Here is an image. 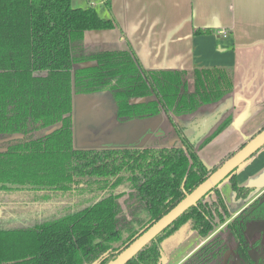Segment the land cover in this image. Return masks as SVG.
Returning a JSON list of instances; mask_svg holds the SVG:
<instances>
[{
  "label": "trees",
  "instance_id": "trees-1",
  "mask_svg": "<svg viewBox=\"0 0 264 264\" xmlns=\"http://www.w3.org/2000/svg\"><path fill=\"white\" fill-rule=\"evenodd\" d=\"M114 27L71 0H0V264H109L264 128L211 168L198 152L231 115L197 146L182 132L167 146L77 148L76 96L107 93L122 123L173 121L233 89L223 68L194 69L190 89L185 71L146 70L131 47L87 50L85 32ZM235 171L227 178L245 205L256 190ZM218 187L126 264H158L184 227L204 243L180 264H264V192L231 218ZM252 223L263 225L248 235Z\"/></svg>",
  "mask_w": 264,
  "mask_h": 264
},
{
  "label": "crops",
  "instance_id": "crops-1",
  "mask_svg": "<svg viewBox=\"0 0 264 264\" xmlns=\"http://www.w3.org/2000/svg\"><path fill=\"white\" fill-rule=\"evenodd\" d=\"M71 5L92 6L101 18L115 22L114 29L85 32L87 50L131 47L146 70H179L191 76L194 69L223 68L231 73V122L198 152L207 168L264 126V0H71ZM194 29L214 32L195 35ZM133 125L125 124L123 138L129 139ZM246 130H251L249 138L243 135ZM243 165L235 171L236 180L256 190L254 200L264 192V147ZM245 206L239 205L231 218ZM255 224L247 229L248 235L263 225L254 228ZM179 232L166 242L182 244L187 228ZM203 242L199 238L188 254Z\"/></svg>",
  "mask_w": 264,
  "mask_h": 264
},
{
  "label": "rangeland",
  "instance_id": "rangeland-1",
  "mask_svg": "<svg viewBox=\"0 0 264 264\" xmlns=\"http://www.w3.org/2000/svg\"><path fill=\"white\" fill-rule=\"evenodd\" d=\"M99 48L88 46L90 50ZM187 81L191 89V76L187 75ZM74 103V131L77 148L125 147L129 145L137 147L167 146L175 141L179 144L182 132L197 146L214 132L231 113V98L228 95L219 104L204 105L196 112L177 117L173 121L166 115H160L156 117L157 119L129 122V124L134 123L135 125L130 128V137L127 139L123 138V135L126 133L124 126L128 122L118 121L115 103L110 95L103 93L76 96ZM155 120H159L158 125L152 128ZM262 122L264 123V121ZM144 130H146L145 133ZM78 132L80 136L77 134ZM250 132L251 130H246L243 135L249 138ZM218 188L230 214L243 204L236 198L228 178L224 179ZM260 226V223H256L254 228ZM187 234L188 236L182 244L179 241L167 243L166 241L170 238L163 242L162 257L158 264H180L193 253L188 254L197 244L199 236L189 229H187Z\"/></svg>",
  "mask_w": 264,
  "mask_h": 264
},
{
  "label": "water",
  "instance_id": "water-1",
  "mask_svg": "<svg viewBox=\"0 0 264 264\" xmlns=\"http://www.w3.org/2000/svg\"><path fill=\"white\" fill-rule=\"evenodd\" d=\"M55 128L46 132L51 133ZM80 136V133H77ZM264 147V128L251 138L240 150H238L232 157H230L222 166L214 171L204 182H202L194 191L188 194L181 202H179L172 210L165 216L153 224L147 231L138 237L131 245L122 251L109 264H126L133 258L142 248H144L150 241H152L159 233L173 223L181 214L187 209L195 205L202 197L209 191L218 186L224 179H226L235 169L241 166L255 153ZM180 232H178L179 234ZM250 258L257 263L258 255L254 251L249 252Z\"/></svg>",
  "mask_w": 264,
  "mask_h": 264
},
{
  "label": "flooded vegetation",
  "instance_id": "flooded-vegetation-1",
  "mask_svg": "<svg viewBox=\"0 0 264 264\" xmlns=\"http://www.w3.org/2000/svg\"><path fill=\"white\" fill-rule=\"evenodd\" d=\"M132 146H134V145H132ZM252 201H253V200H252ZM252 201H251V202H252ZM251 202L247 203L246 206H247L248 204H250ZM246 206H245V207H246ZM245 207H244V208H245ZM244 208H243V209H244ZM243 209H241L240 211H242ZM238 213H239V212H238ZM238 213H237V214H238ZM237 214H236V215H237ZM255 231H256V230H255ZM255 231H254V232H255ZM178 232H179V231H178ZM178 232H177V233H178ZM199 238H200V237H199ZM202 240H203V239H202ZM203 243H204V242H203ZM199 247H200V246H199ZM199 247H198V248H199ZM198 248H197V249H198ZM197 249H195V251H196ZM193 252H194V251H193ZM254 252H255V251H254ZM191 254H192V253H191ZM191 254H190V255H191ZM256 254H257V253H256ZM190 255H189V256H190ZM257 255H258V254H257ZM258 257H259V256H258ZM258 261H259V260H258ZM182 262H183V261H182Z\"/></svg>",
  "mask_w": 264,
  "mask_h": 264
},
{
  "label": "built area",
  "instance_id": "built-area-1",
  "mask_svg": "<svg viewBox=\"0 0 264 264\" xmlns=\"http://www.w3.org/2000/svg\"><path fill=\"white\" fill-rule=\"evenodd\" d=\"M221 34H223V36L225 37V32H222Z\"/></svg>",
  "mask_w": 264,
  "mask_h": 264
}]
</instances>
